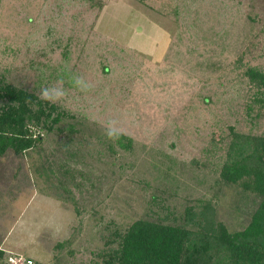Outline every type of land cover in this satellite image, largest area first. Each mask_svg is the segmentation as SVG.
<instances>
[{"label":"rangeland","instance_id":"rangeland-1","mask_svg":"<svg viewBox=\"0 0 264 264\" xmlns=\"http://www.w3.org/2000/svg\"><path fill=\"white\" fill-rule=\"evenodd\" d=\"M249 67L264 72V0H0V77L39 98L66 91L49 102L65 114L51 130L29 126L39 141L0 156V249L103 264L97 252L115 229L181 224L205 201L241 229L256 197L219 174L229 127L264 130ZM109 122L130 148L108 150Z\"/></svg>","mask_w":264,"mask_h":264},{"label":"trees","instance_id":"trees-1","mask_svg":"<svg viewBox=\"0 0 264 264\" xmlns=\"http://www.w3.org/2000/svg\"><path fill=\"white\" fill-rule=\"evenodd\" d=\"M245 73L256 88L252 102L264 107V72L249 67ZM246 108L250 112L252 105L249 103ZM61 113L33 92L0 77V156L8 148L20 153L33 147L40 137L34 138L29 126L51 130L52 124L48 122L61 120L65 115ZM74 123L66 126L70 133L79 130ZM229 128L228 157L220 169L219 180L235 184L245 195L256 197L247 223L241 229L229 231L218 220L211 201L198 204V210L185 207V222L181 224L140 218L123 232H112L105 247L97 252L103 264H264V130L254 135ZM108 141V150L113 153L114 145L127 149L132 143L125 134L116 141ZM57 245L54 251L62 247L61 243ZM1 249L0 263L9 264L10 254L6 256Z\"/></svg>","mask_w":264,"mask_h":264},{"label":"clouds","instance_id":"clouds-1","mask_svg":"<svg viewBox=\"0 0 264 264\" xmlns=\"http://www.w3.org/2000/svg\"><path fill=\"white\" fill-rule=\"evenodd\" d=\"M73 83L76 87L80 89L82 92H87L91 89V84L83 77H74ZM66 96V91L62 86H55L50 88H43L40 91V98L46 100L50 103H58L62 101ZM106 137L109 140L116 141L118 140L121 135H123L122 130L116 125L115 122H109L105 126V133Z\"/></svg>","mask_w":264,"mask_h":264},{"label":"built area","instance_id":"built-area-1","mask_svg":"<svg viewBox=\"0 0 264 264\" xmlns=\"http://www.w3.org/2000/svg\"><path fill=\"white\" fill-rule=\"evenodd\" d=\"M17 255H10L8 257L9 264H33V261L29 258L25 257H16Z\"/></svg>","mask_w":264,"mask_h":264}]
</instances>
